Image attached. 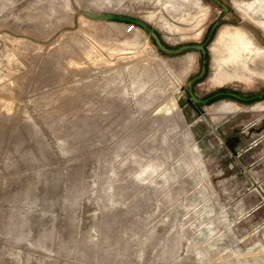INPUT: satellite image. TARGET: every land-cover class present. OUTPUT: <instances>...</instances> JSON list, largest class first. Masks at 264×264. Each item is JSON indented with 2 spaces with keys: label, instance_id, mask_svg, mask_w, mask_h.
I'll return each instance as SVG.
<instances>
[{
  "label": "rangeland",
  "instance_id": "obj_1",
  "mask_svg": "<svg viewBox=\"0 0 264 264\" xmlns=\"http://www.w3.org/2000/svg\"><path fill=\"white\" fill-rule=\"evenodd\" d=\"M231 1L0 0V264H264V94L187 92L264 89Z\"/></svg>",
  "mask_w": 264,
  "mask_h": 264
},
{
  "label": "crops",
  "instance_id": "obj_2",
  "mask_svg": "<svg viewBox=\"0 0 264 264\" xmlns=\"http://www.w3.org/2000/svg\"><path fill=\"white\" fill-rule=\"evenodd\" d=\"M231 5H233V7L239 11L242 17L250 19L251 21L255 22L258 27L264 30V25L258 19L263 12L262 5L259 2L254 0H232ZM231 36H233L234 39H237L236 33H233V35H231L229 29L227 27H223L217 33V40L224 41L227 37ZM226 49L228 52L233 51V54L226 59L227 62L225 61V63L232 64L234 66H237L238 64H245L246 66H248L246 64V61L241 60L244 54H250L249 63L253 60L256 62L260 61L264 63V57L254 51V49L251 48V44L247 41H243L232 46L228 45ZM223 82L224 81L220 77L218 79V77L216 78L214 75H212L211 78H209L205 83L199 86V91L205 92L213 86L221 85Z\"/></svg>",
  "mask_w": 264,
  "mask_h": 264
},
{
  "label": "water",
  "instance_id": "obj_3",
  "mask_svg": "<svg viewBox=\"0 0 264 264\" xmlns=\"http://www.w3.org/2000/svg\"><path fill=\"white\" fill-rule=\"evenodd\" d=\"M96 17H106L108 15L106 14H97V15H94ZM135 23H137L139 26H141L142 28H144L145 30H147L149 32V34L151 35L154 43L161 49V50H164L166 52H175V51H178V50H181V49H188V48H195V49H199L202 53H203V48L200 44H185V45H181L177 48H174V49H170V48H166L165 46H163L160 41L158 40L156 34L151 31L149 29V27H147L145 24H143L142 22L140 21H137V20H133ZM203 65H201V68H200V71L199 73L194 76L189 82H188V85H187V92H188V95L190 96V98L195 101V102H205L213 97H216V96H219V95H228V96H231L235 99H238V100H242V101H249V100H252V99H255V98H258L260 96H262L264 94V90L258 92V93H255V94H251V95H248V96H242V95H238V94H235V93H232V92H216V93H213L211 95H209L208 97L206 98H203V99H200L196 96H194V94L192 93L191 89H190V83L192 80L194 79H197L199 78L201 75H202V72H203Z\"/></svg>",
  "mask_w": 264,
  "mask_h": 264
},
{
  "label": "flooded vegetation",
  "instance_id": "obj_4",
  "mask_svg": "<svg viewBox=\"0 0 264 264\" xmlns=\"http://www.w3.org/2000/svg\"><path fill=\"white\" fill-rule=\"evenodd\" d=\"M157 36V35H156ZM158 38V37H157ZM200 51V50H199ZM196 76V75H195ZM194 77V76H193ZM192 77V78H193ZM192 78H190L189 80H188V82L192 79ZM198 79V78H197ZM197 79H194V80H192L191 81V83H190V89H191V85H192V83L195 81V80H197ZM188 82H187V85H188ZM264 90V89H263ZM262 91V90H261ZM216 92H230V91H225V90H218V91H216ZM216 92H213V93H216ZM213 93H211V94H213ZM232 93H234V92H232ZM211 94H208V95H206L205 97H203V98H206V97H208L209 95H211ZM236 94V93H235ZM220 96V95H219ZM225 96H228V95H225ZM231 97V96H230ZM203 98H200V99H203ZM233 98V97H232Z\"/></svg>",
  "mask_w": 264,
  "mask_h": 264
},
{
  "label": "built area",
  "instance_id": "obj_5",
  "mask_svg": "<svg viewBox=\"0 0 264 264\" xmlns=\"http://www.w3.org/2000/svg\"><path fill=\"white\" fill-rule=\"evenodd\" d=\"M132 27H133L132 25H129V26H127V28H126V29H127V31H128V30H131V29H132Z\"/></svg>",
  "mask_w": 264,
  "mask_h": 264
}]
</instances>
